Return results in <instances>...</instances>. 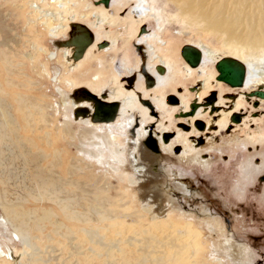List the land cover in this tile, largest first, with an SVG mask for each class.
Masks as SVG:
<instances>
[{"label":"rangeland","instance_id":"obj_1","mask_svg":"<svg viewBox=\"0 0 264 264\" xmlns=\"http://www.w3.org/2000/svg\"><path fill=\"white\" fill-rule=\"evenodd\" d=\"M33 1L0 0V26L4 27L0 33V87L7 96L13 91L22 96L21 111L31 117L34 125L35 133L30 134L34 145L40 151L43 150L48 155V159L53 162L55 160L62 162L61 157H63V161L69 162L70 165H81L86 173V178L82 183L85 182L87 188L90 189L86 197L94 204L96 203L95 199L100 197L107 199L110 204L107 203V206L102 208L105 215L109 216V219L117 218L116 220H105L96 226L97 232L104 237V244L100 247H96L87 236L76 233L75 236L81 244V246L75 245L78 247L77 249L72 245L69 246L68 240L60 239L52 232L54 228L51 226V222L54 221V218L47 222L38 221L37 223L43 226L44 230L41 234L32 233L34 240L37 236L39 237L35 243L49 258L53 259L48 264H104L105 262L106 264H140L143 257L151 259L150 256H155L157 258L162 255V252H173L181 246L186 247L181 252L182 264H259L261 253L264 254V246H256L251 240L259 233V228L252 221L251 216L243 217L245 215L242 212V203L245 202V206L252 208L258 202L255 190L256 186L261 184L258 178L264 174L263 117L254 118L249 114L241 124H234L232 131H228V128L218 131V127L216 129L212 127L209 131H199L194 122L193 129L200 135L196 139V144H193L194 139L192 138H189V142L196 145L197 148H201L200 153L194 152L190 163L177 158L176 150L180 148L181 151V146H175L167 155H162L163 159L160 164L149 169L152 174L159 175V179L162 178L164 182L163 185L159 184L158 188L153 184L149 191V195H152V189H155L161 195H159L161 201L151 199L150 202H144L145 191L142 190V183L135 172L128 168L127 139L123 135L119 140L121 143L118 147L122 154L120 162H118L109 157L110 154L103 144L104 141L101 143L98 140H92L91 134L86 138L78 136L84 129L95 132L93 128L86 127V123L73 122L72 135L65 133L63 127L66 116H69V109L75 103L74 94L80 89L91 92L94 87L91 84L97 81L94 80V76L90 77V84L82 81L84 79L82 75H88L85 73L87 68L90 71L91 67L106 71V76L102 79L103 81L105 79L104 83L96 87L100 89L106 87L105 91L109 90L114 79L119 80V83L125 87L128 83L124 80L131 76H134L136 83L137 74L141 73L144 60L147 61L146 57L143 58L144 54L146 55L143 52L146 47L136 44L138 36H134L130 41L126 39L127 34H123L121 27L113 28L110 30L114 35H123L117 39L116 47L107 52L96 47L92 53L91 61L82 60L78 66H75L76 69H73L67 64L64 52L66 48L58 46L70 39L73 25H83L94 35L96 29L90 26V22L94 21V17L99 11L105 12L108 18L114 17L121 20L125 18L130 7L135 4V0L122 1L120 3L122 10L117 14L111 7L96 6L94 3L99 0H60L62 4H65L63 8L59 7V0H36L38 10L32 8ZM144 1L152 3L161 18L177 17L176 10L165 0ZM66 6L67 8H65ZM60 24H65L67 27L62 29ZM144 27L151 31L157 30L152 20L145 22ZM179 29L180 26L172 25L170 33L168 35L164 33L173 40L172 43L174 42L173 44L175 47H179V50L187 45L204 44L213 48L221 46V43L213 38L202 37L199 39L192 33L179 34ZM106 30L108 31L109 28L106 27ZM191 31L192 29H187V32ZM105 41L108 39L101 40V42ZM179 50L178 52H180ZM52 53H55V58L51 57ZM176 57L175 59L178 60ZM218 57L217 60L224 56L218 55ZM95 59H100L102 64ZM180 59L184 62L182 58ZM72 62L74 61L72 60ZM68 80L73 85H69ZM196 85L186 81L182 87L171 85L169 92L173 90L176 92L169 94L176 96L183 93L184 89L193 88ZM223 86L229 88L225 84ZM229 89V92H224L222 95L224 101L227 102L224 108L233 102L225 98V95L237 93L244 99L245 108L242 110L248 112L254 110L253 105L249 107L247 105V97L244 94L248 91ZM213 91L217 92V90ZM188 93L194 94L190 91ZM151 94L153 95L152 92ZM167 99L168 97H166ZM261 103L264 104L262 101ZM9 104L11 106V103ZM89 105L91 104L89 103ZM56 108H59V112L55 118L61 132L57 130L51 132L48 127H45L47 122L49 123V119H52V113ZM202 109L205 108L202 107ZM219 110L226 111L222 108ZM10 111L12 114L14 113L13 109ZM210 112L211 110L208 111V116L212 121L218 119L217 113L220 111L214 112L211 116ZM135 113L138 116V113ZM160 114L158 111L154 116L158 118ZM178 119L185 118L179 117V114L173 117L175 123L170 126L172 132H169V138H173L178 130L191 132L189 125H185L186 128L183 127L179 122H176ZM165 123L166 126L169 125V123ZM157 126L158 123H155L151 129L155 130ZM117 128H114L116 134L120 135L124 132L132 138L134 137L133 132L136 130H140L141 135L144 132L139 124V119L134 124L133 130L128 131L129 133L127 130L123 131ZM215 131L217 132L215 133ZM143 134L145 135V132ZM148 139L149 137L142 138L143 143L145 144ZM94 143L101 144L99 146ZM142 147L145 148V151H151L150 148L146 149V146L140 143L139 149L134 152V159L136 158L134 162L137 165L141 162L139 153ZM53 148L60 149L61 157L57 156ZM100 151L103 152L102 156L99 154ZM205 161L208 166L203 165L206 163L202 164ZM41 163L39 161L37 164ZM144 167L140 165L138 168L143 170ZM206 167L208 168L206 169ZM69 178L75 181L71 175ZM3 189L6 190L8 200L18 211L22 209L19 205L23 199L25 209L33 207L50 210L52 208L51 202L47 200L33 202V200H27L17 193L14 194L12 191L15 189L14 183H10L5 188L0 185V190ZM82 194L81 191V196ZM83 204L87 212L90 202L83 200ZM77 210L84 212L81 209ZM58 211L59 221H65L66 225L74 230L81 228L78 223L64 220L62 208ZM158 211L160 212L158 213ZM5 215L4 208L0 206V247L6 254L10 253L12 258L8 259V256L0 255V264H29L28 259L34 258V252L28 247H24L15 238L13 228L9 225ZM154 216L156 218L153 220ZM61 231L67 232V229L63 230L62 228ZM171 237L174 238L172 249L167 245L170 243ZM195 242L196 245H194ZM46 246L48 247L46 248ZM193 246L197 247L196 250ZM73 254L75 256H72ZM69 255L71 256L69 257Z\"/></svg>","mask_w":264,"mask_h":264},{"label":"bare ground","instance_id":"obj_2","mask_svg":"<svg viewBox=\"0 0 264 264\" xmlns=\"http://www.w3.org/2000/svg\"><path fill=\"white\" fill-rule=\"evenodd\" d=\"M122 1L131 2L132 0H110L109 7L112 8L115 14L122 10L120 6ZM165 1L171 4L176 10V18H161L160 15L156 13L152 3H146L144 0H135V4L130 7L125 18L121 20L114 17L108 18L105 12L99 11L97 13L94 17V21L92 23L90 22V26L96 29L94 33L95 43L88 48L82 60H92V53L97 45L100 44L99 42H101V40L108 39L109 41H105L108 42V47L103 49V52L111 51L115 48L117 39L123 35H114L110 29L121 27L123 29V34H127V40L131 41L134 36H138L136 44L144 45L146 47V50L143 51L146 55L144 54V56H142L144 59L146 57L147 63L144 60L141 73L137 74V80L134 86L135 79L133 82H127L128 84L125 87L119 83V80L114 79L111 82L112 86L106 91V87L103 89L96 87L104 83L105 79L104 81L102 79L106 76V71L104 69L99 70L95 67H91L90 71V69L87 68L85 73L89 76L85 74L82 75L84 78L82 81L86 84H90V77L93 78V76L94 80H97L95 83L91 84L94 86L92 87L93 90L91 93L98 97L102 94H107V103L116 102L120 104L116 121L108 124H95L92 123L89 118L75 119L74 111L79 108H88L92 111V107L89 103L82 102L72 104V107L69 109V116H66V122L63 127L65 133L72 135L73 122L86 123V127L93 128L95 132L84 129L81 134H78V136L86 138L91 134L92 140H98L101 143L104 141L103 144L106 146V150L110 154L109 157L118 162H120V155L122 154L118 147L121 143L119 140H121V135H123L127 139V155H129L128 168H131V170L135 172L139 181L142 183V190L145 191V196L143 198L144 202H150L151 199L160 200L161 195L158 194L155 189H152V195H149V191L153 184L157 185L158 188V185H163L164 182L162 181V178L159 179V175L156 176L152 174L149 169L160 164V161L163 159L162 155H167V153L171 152L175 146H181L182 150L181 153L176 155L177 158L186 163H190L193 153L201 150V148L199 149L196 145H192L189 142V138L194 137L193 144H196V139L200 135L198 131L193 129V123L195 121H204L207 125L206 130L208 131L213 126L218 127V131L224 130L228 127L231 113L221 111L217 113L218 119L212 121L208 116V111L211 106H209L207 110L206 108L202 109V107H200L194 117H186L185 119L176 120V122H179L180 124L185 123L186 125H190L191 132L178 130L175 132V136L172 139L169 138V132H172L170 126L175 123L173 117L175 115L177 116V114L189 112L192 100L198 101L201 105V102H203L209 92L217 90L219 93L218 101L217 104H214V107H224L226 105L227 102L224 101L222 95L224 92H229L230 89L228 88V90L223 84L216 82V77L218 76L216 65L219 61L229 58L244 65L246 69V80L242 89L248 91L245 92V94L250 93L257 88L264 90V0ZM58 3L61 8L65 5L62 4L60 0ZM67 6L65 8H67ZM32 8L38 10L36 0L33 1ZM127 16L130 18H126ZM148 20L154 22L157 30L151 31L150 29H146L144 34H140L139 30H141V26L144 27L145 22ZM172 25L180 26L179 34L186 35L192 33L193 36L195 35L199 39H202V37L213 38L219 41L221 46L213 48L204 44L199 46L187 45L197 48L202 56L200 66L196 69L190 68L185 61L183 62L180 59L182 57L179 56L181 55V50L186 46H183L181 50H179V47H175L173 44L174 42L172 43L173 40L167 36L168 33H170ZM61 26L62 29L67 27L65 24ZM106 27L109 28L108 31L106 30ZM187 29H192V31L187 32ZM1 30H4V27L0 26V33ZM138 32L139 35H137ZM178 50L180 52H178ZM64 52L69 67L76 69L75 66H78V64H80L79 62L82 60L77 63L72 62V48H66ZM176 55L178 60L175 59ZM218 55L224 57L217 60L219 58ZM55 56V53L51 54L52 58H55ZM95 60L102 64L100 59ZM140 63L139 60V68ZM156 67L164 68L166 73L164 75L158 74L156 72ZM108 73L109 71L107 74ZM145 74L152 77L155 81V85L151 89L145 87ZM133 77L134 76L126 78V80L130 79L132 81ZM184 81L197 84L194 94L190 95L188 93L189 89H184L183 93L176 95L177 97L174 95L177 98V104H167V102H165L166 97L173 95H170L169 93L176 92V90L169 92V86L173 85L175 87H182ZM67 82L69 85H73L69 80ZM21 101V95H18L13 91L7 96L0 87V185L5 188L6 186H9L10 183H14L15 189L12 190L14 194L17 193L22 197L24 196L27 200H33V202L47 200L51 202L52 208L50 210L42 208L36 209L33 207L32 209H25L23 207V199L22 203L19 205L22 209L18 211L8 200L5 189L2 191L0 190V206L4 208L5 216L9 225L13 228L15 238L18 239L24 247L33 250L34 258L28 259L29 264H48L53 261V259L49 258L37 243H35V240L39 237L37 236L34 240L32 232L41 234L44 230V227L37 223L38 221L47 222L52 221L51 218H54V221L51 222V226L54 228L52 232L60 239L68 240L70 243L69 246L72 245L76 249L78 248L76 247L77 245L81 246L80 240L75 236L76 233H80L81 236H87L96 247L102 246L104 244V237L97 232L96 226L109 219V216L105 215V211L102 208H105L107 203L110 204V202L107 199L100 197L95 199L96 203L94 204L88 197H86L90 189L87 188L85 182L82 183L86 178L85 169L81 167V165H70L69 162L63 161V157H61L59 151L60 149L53 148L55 149L54 151L57 156L62 158V162L56 160L53 162L48 159V155L45 154L43 150L40 151L38 147L34 145L30 136V134L35 133L34 125L32 124L31 117L21 111ZM145 102H148L149 105ZM9 103H11V106ZM244 108V99L239 97L233 104V110L234 112H239ZM11 109L14 110L13 114L10 111ZM58 109L59 108H56L54 110L52 113V119H49V123L47 122V125L45 126L48 127L51 132L53 130L61 132L55 118L56 114L59 112ZM158 111L161 113L158 117L161 121H158L159 119L154 116V114L157 115ZM135 112L138 113V116H136ZM138 119L145 135L143 134L144 132L141 135L140 130L136 129V131L133 132V138L124 132L120 135L115 133L114 128L117 127H119L117 128L118 130H127V132L131 129L133 130L134 124L138 122ZM165 122L169 123V125L166 126ZM155 123H158V126L155 130H152L151 127ZM216 132L217 131H215V133ZM47 134L49 133L47 132ZM139 136H141V138H138ZM147 137L152 139L150 143H153V140L156 142L158 153L149 150L152 153L151 154L148 150L145 151V148L142 147L139 153V156H141V162L137 165L134 162L136 160V158L134 159V152L139 149L140 143L144 146V140L142 141V138L145 139ZM162 139L163 142L167 139V142L163 143ZM100 144L94 143V145L99 146ZM146 149L148 148L146 147ZM50 153L52 155V152ZM99 154L102 156L103 152L100 151ZM39 161L42 163L37 164ZM207 161L202 162V164ZM207 164L208 163L203 165L208 166ZM140 165L145 166L143 170L138 168ZM207 168L208 167H206V169ZM69 175H71L72 178H75V181H72V179L69 178ZM81 191L83 192L82 196ZM83 200L90 202L87 212L84 209ZM61 208L63 210L62 215L63 218H65L64 220L67 219L70 222L78 223L81 228L74 230L72 227L67 226L65 221H59L58 210ZM77 209H81L85 213H82ZM160 210L163 211L161 208ZM56 211L58 212L56 213ZM159 212L160 211H158V213ZM153 213L154 211L152 214ZM156 217L158 216L156 215ZM156 217L154 216L152 219L154 220ZM116 219L117 218L115 217L110 218L109 220ZM62 228L63 230L67 229V232L61 231ZM178 237L181 238L182 236ZM49 238L53 240L52 237L49 236ZM170 239L171 241H169L170 243H167V245L171 248L174 238L171 237ZM194 245H196V242ZM47 247L48 246H46V248ZM185 248L186 247L183 248V246H181L173 252H162V255L157 258H155V256H150L151 259L143 257L140 264H182L181 252L185 250ZM195 248L197 247H194V250H196ZM0 255L8 256V259L12 258V255L10 253L6 254L1 247ZM70 256L71 255H69V257ZM72 256H75V254ZM237 256L240 257L238 254ZM104 264H106V262Z\"/></svg>","mask_w":264,"mask_h":264},{"label":"water","instance_id":"obj_3","mask_svg":"<svg viewBox=\"0 0 264 264\" xmlns=\"http://www.w3.org/2000/svg\"><path fill=\"white\" fill-rule=\"evenodd\" d=\"M96 6L104 5L105 8H108L110 5V0H100L99 2L94 3ZM146 31L145 27H142L140 30V34H144ZM95 43V38L92 32L85 26L75 24L72 26V31L70 33V39L68 41L62 42L58 44L61 48H72L73 53L71 59L74 61V63L79 62L82 60L83 56L85 55L86 51L89 47H91ZM106 47H108V42H101L97 45V48L99 50H103ZM181 57L183 60L188 64L190 68L196 69L200 66L202 62V56L200 51L195 48L194 46H186L181 50ZM216 70L218 72V76L216 77V81L225 84L232 90L235 89H242L244 87V83L246 80V69L244 65L239 63L236 60L225 58L221 61H219L216 65ZM156 72L158 74L164 75L166 73V70L162 67H156ZM146 77V88L151 89L155 85V81L152 77L145 74ZM134 77L132 78V81L130 79L126 80V82H133ZM189 91L194 93L196 91L195 88H189ZM181 92V91H180ZM247 99H256V102L254 103V107L258 108L260 107L261 101H264V90L259 88L258 90L245 94ZM225 98L234 100V95H227ZM73 100L75 103H82L87 102L92 105V111L88 108H79L74 111V118H90L92 123L95 124H108L113 123L116 121V118L118 116L120 104L116 102L107 103V94H102L100 97L96 96L95 94L87 91L86 89H80L78 90L74 96ZM218 101V93L217 92H211L210 96L205 98L204 103L201 105L198 103V101H193L190 104L189 112L187 113H181L179 114V117L186 118V117H194L196 112L200 107L203 108H209L211 106V112L210 115L214 114V112L218 111L219 108H215L214 104ZM167 104L169 105H175L177 104V99L174 96H169L166 100ZM147 105H149L148 102H145ZM263 112H264V105H263ZM239 117V118H237ZM236 118L231 119L232 124H241V118L240 115H237ZM202 122L197 121L195 122V127L199 131H206V126L202 127ZM152 139H148V141L145 142V146L150 148L154 153H158V147L156 145V142L153 140V143H150ZM164 142H167V139L164 140ZM176 153H180V148L176 150Z\"/></svg>","mask_w":264,"mask_h":264},{"label":"flooded vegetation","instance_id":"obj_4","mask_svg":"<svg viewBox=\"0 0 264 264\" xmlns=\"http://www.w3.org/2000/svg\"><path fill=\"white\" fill-rule=\"evenodd\" d=\"M134 85H135V82H134L133 86ZM194 87L197 88V86H194ZM198 89H199V87H198ZM213 92H216V91H213ZM246 94H248V93H246ZM227 95H234L235 96V99L232 100L233 102L231 104H228V106H226L225 108L223 106L222 107L221 106H219V107L216 106V108H219V109L222 108V109H225L226 110L225 112L231 113L230 123H229V125L227 127L228 128V131H232V128L235 126L234 124L231 123V119L232 118H236L237 115H240V118L243 121L247 118V116L249 114L253 115L254 118H261V117H263V119H264V112L261 109V108H263V105H264L263 103H261L262 105L260 107L255 108L254 107V103L256 102V99H247V105H248V107L250 105H253L254 110L252 112H248V111H245V110H241L239 112H234V110H233V104L237 101V99L240 97V95L237 94V93H235V94L234 93H227L225 96H227ZM209 96H210V94L208 96H206L205 98H207ZM205 98H204V100H205ZM204 100L201 103H204ZM209 110H211V108ZM218 111L221 112L223 110H218ZM237 118H239V117H237ZM198 121H201V120H198ZM214 121H216V120H214ZM243 121H241V123ZM195 122H197V121H195ZM201 122L203 123L202 124V127H205L206 126V129H207L206 123L204 121H201ZM181 125H183V127H185L186 124L185 123H181ZM251 125H253V124H251ZM189 127L191 128L190 125H189ZM213 127L216 129V126H213ZM192 139H195V138L192 137ZM162 142H163V139H162ZM180 153H181V151H180ZM258 164H259V162L257 160V165ZM258 179H259V182L261 183L259 186H256L257 188L255 190V193L257 195V201L258 202L252 208H248L247 206H245V204H244L245 202L242 203V212H244V215H245V216H243L244 218H248L247 215H249V217L251 216L252 221L259 228V233L257 235H255V236H253V238L251 239L253 241V244H255L256 246H264V174L261 175ZM263 255L264 254L261 253V256H260L261 259H259V264H264V256Z\"/></svg>","mask_w":264,"mask_h":264}]
</instances>
